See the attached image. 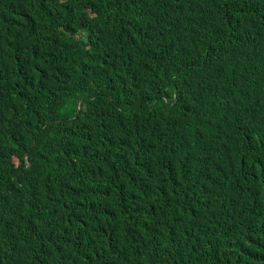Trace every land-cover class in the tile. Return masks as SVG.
I'll use <instances>...</instances> for the list:
<instances>
[{"label":"trees","instance_id":"16d2710c","mask_svg":"<svg viewBox=\"0 0 264 264\" xmlns=\"http://www.w3.org/2000/svg\"><path fill=\"white\" fill-rule=\"evenodd\" d=\"M0 51V264H264V0H0Z\"/></svg>","mask_w":264,"mask_h":264},{"label":"rangeland","instance_id":"374dc122","mask_svg":"<svg viewBox=\"0 0 264 264\" xmlns=\"http://www.w3.org/2000/svg\"><path fill=\"white\" fill-rule=\"evenodd\" d=\"M38 3H35L34 4V11L33 12H40V10L38 9V5H37ZM10 6V5H9ZM11 8H13V10H15L16 12H17V14H19V15H25V13L20 9V8H18V7H13V6H11ZM32 12V13H33ZM5 21H7V22H10V21H13V17L11 16V15H7L6 17H5V19H4ZM4 58H5V55L0 51V63H3V61H4ZM57 112V111H56ZM68 112H69V109H68V107H62L61 108V114L63 115V114H68Z\"/></svg>","mask_w":264,"mask_h":264}]
</instances>
